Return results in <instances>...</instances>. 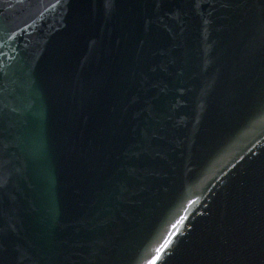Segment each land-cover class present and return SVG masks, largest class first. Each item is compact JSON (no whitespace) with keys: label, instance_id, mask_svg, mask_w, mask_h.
I'll list each match as a JSON object with an SVG mask.
<instances>
[{"label":"water","instance_id":"1","mask_svg":"<svg viewBox=\"0 0 264 264\" xmlns=\"http://www.w3.org/2000/svg\"><path fill=\"white\" fill-rule=\"evenodd\" d=\"M0 264H264V0H0Z\"/></svg>","mask_w":264,"mask_h":264}]
</instances>
